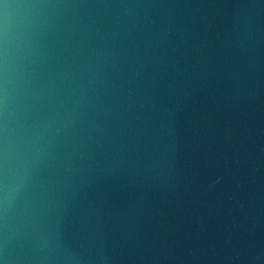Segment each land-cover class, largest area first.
<instances>
[{"label": "water", "instance_id": "1", "mask_svg": "<svg viewBox=\"0 0 264 264\" xmlns=\"http://www.w3.org/2000/svg\"><path fill=\"white\" fill-rule=\"evenodd\" d=\"M0 264H264V0H0Z\"/></svg>", "mask_w": 264, "mask_h": 264}]
</instances>
